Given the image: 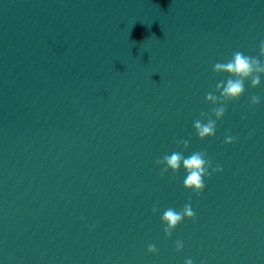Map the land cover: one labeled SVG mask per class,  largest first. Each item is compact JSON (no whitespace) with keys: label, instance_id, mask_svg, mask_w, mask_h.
<instances>
[{"label":"clouds","instance_id":"9594fccd","mask_svg":"<svg viewBox=\"0 0 264 264\" xmlns=\"http://www.w3.org/2000/svg\"><path fill=\"white\" fill-rule=\"evenodd\" d=\"M213 72L216 74H227L228 79L222 80L216 84L215 92H209L205 97V102L212 104L214 107L210 113H201V119L193 122V128L200 140L213 138L216 135L217 121L221 120L226 112V105L229 101L238 100L245 93V82H249L251 88L255 89L261 85V77L264 76V40L259 44V57L245 55L241 51H235L231 58L224 62H217L213 65ZM261 103V97L253 95L250 97V104L257 106ZM235 137L227 136L225 144L231 145L235 142ZM178 145H183L185 149L189 146L188 140L177 141ZM161 167L160 175L163 177L167 172L178 173L181 167L186 173L183 180V187L186 190L194 192L199 196L205 188V177H211L213 173L222 171L217 165L212 167L211 161L207 158L206 152H193L184 156L182 152H172L166 154L155 162ZM211 169V171H209ZM153 213L159 211L158 207L153 206ZM196 220L191 201L177 211L174 208H167L161 216V223L164 225L163 232L165 237H171L175 229L185 220ZM94 226V225H93ZM176 251L183 249V242L176 241ZM147 251L152 254L158 252L154 244H149ZM185 264H193L189 258Z\"/></svg>","mask_w":264,"mask_h":264}]
</instances>
